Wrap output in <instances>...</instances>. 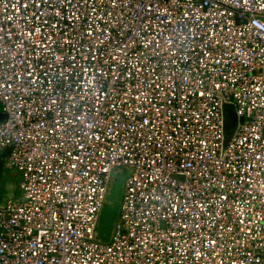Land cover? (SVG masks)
Segmentation results:
<instances>
[{
    "label": "built area",
    "instance_id": "2783aa9c",
    "mask_svg": "<svg viewBox=\"0 0 264 264\" xmlns=\"http://www.w3.org/2000/svg\"><path fill=\"white\" fill-rule=\"evenodd\" d=\"M0 112V264H264V0H0Z\"/></svg>",
    "mask_w": 264,
    "mask_h": 264
},
{
    "label": "water",
    "instance_id": "95a60500",
    "mask_svg": "<svg viewBox=\"0 0 264 264\" xmlns=\"http://www.w3.org/2000/svg\"><path fill=\"white\" fill-rule=\"evenodd\" d=\"M223 117V148H226L232 139L237 127L238 117L232 104H222ZM5 114L0 112V121L5 120ZM12 146L6 147L0 152V180L4 164L9 158ZM125 169H115L111 173V178L105 198L99 212L97 225L94 231V239L100 243H108L114 232V225L118 218L124 180L128 176Z\"/></svg>",
    "mask_w": 264,
    "mask_h": 264
},
{
    "label": "rangeland",
    "instance_id": "374dc122",
    "mask_svg": "<svg viewBox=\"0 0 264 264\" xmlns=\"http://www.w3.org/2000/svg\"><path fill=\"white\" fill-rule=\"evenodd\" d=\"M18 176L8 166H4L0 180V202L9 196L15 197L17 194Z\"/></svg>",
    "mask_w": 264,
    "mask_h": 264
}]
</instances>
